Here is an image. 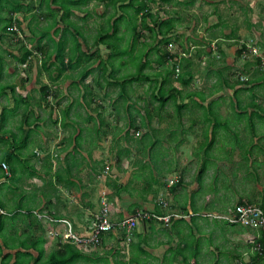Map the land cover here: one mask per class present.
<instances>
[{
    "label": "rangeland",
    "instance_id": "1",
    "mask_svg": "<svg viewBox=\"0 0 264 264\" xmlns=\"http://www.w3.org/2000/svg\"><path fill=\"white\" fill-rule=\"evenodd\" d=\"M24 1L34 4L35 8L27 13L23 11L15 13V18L18 19L19 22L15 25L17 29H13L14 31L10 30L6 32L0 30V49H2V55L6 62L5 69H8L7 73L10 74L8 79H11L17 84L15 94H30L37 100L40 95L39 87L43 83H47L50 85L54 95L48 97L50 106L43 104L42 107L39 108L35 105L34 115L28 119V123L34 122L38 124V126L34 128V131L31 133V138L26 142V146L21 147L19 150L21 159L24 160V158H26L30 166L27 169L19 167L18 173L22 172L19 177L16 176L7 181L0 182V197L9 203V205L7 204L6 206L7 208L4 209L2 218H6L7 221H10L11 218H19L14 224V228L17 232L33 231L36 235H42L45 238L44 248L45 253H47L58 246V238L51 230L54 232H60L62 230L59 225L53 223V221L51 222V219L48 218L49 215L47 211L51 206L48 207L45 203L40 206V211L37 210L40 217H37L42 220L45 218L46 222L43 223L40 219L41 221L38 222H40L41 227L36 223H32V228L29 229L27 223L29 219L26 218L27 213L21 214V211H12L10 209L14 208L10 205L13 202L12 200H14V195L16 194L15 200L18 201L17 203L20 202L25 206V203H29L28 200H26L27 197H34L32 191L40 188L43 193L48 192L50 196L56 198L60 196L62 199H60V201L63 202L64 205L65 202L63 200H66L67 196H72L78 183L82 181L83 175L86 179L90 177L91 183L94 185L102 184L105 174H110V170L113 166H115V171H120V173L122 172L123 165L126 163H128V167L132 169L131 166L136 164L140 156L138 148L140 144H144V140L140 139V136L146 132H154V135L158 136L161 134L159 133L160 131L166 129L165 126L160 127L164 121L167 122L170 118L177 120V118L175 117V103L169 100L164 108L159 111L161 114L160 117L158 114H154L153 123L152 120H145L146 124L142 126L139 125L140 122L137 120L136 124L139 125V128H129L127 123L128 115L125 110H123L125 103L117 96L119 86L108 85L106 79L102 76H98V71L91 72L85 79L90 87L87 91L88 93L85 92L82 85L83 82L80 81L79 68L70 70L69 76H60L56 81L51 80L48 73L41 65L40 54L38 52L36 53L37 43L35 40L31 41L29 39L31 34L27 29L29 14L36 10L39 11L43 9L44 5L39 6V0ZM105 1L106 0H88L86 4L81 6L82 9H75V12L71 14L70 18L76 20L78 24L83 26L82 31L88 36L87 40L90 43L91 50H95V55L97 56L93 57L91 66H96L98 61L102 59L104 60L106 68L109 69L110 65L106 62V57L112 49H108L105 44L102 43L99 45L91 43L93 35L99 27V23L113 10L112 6L106 7ZM150 6L151 11L157 14V19L167 18L169 16L176 18V26L174 27L170 39L171 43L168 44V50L172 54H176V56H170L165 63L158 64L156 58L157 53L160 51L156 49L149 51L148 57L151 60L145 66L144 71L149 73L151 79H143L139 83H133L134 91L132 90L133 92H130L132 94L129 100L133 108H138V106L144 103L149 104V106L156 105L157 99H154L151 94L157 92L154 86L157 85L158 82L160 83L167 73L169 74V83L165 85H173L183 93V95L177 98L176 103L188 104L186 108L183 109L184 113L181 119L185 122L189 119H196V115H198L196 113L197 111L193 110L195 109V105L190 106L192 105L191 103H193L192 99L196 98V93L186 95L189 92L202 93L204 95V102H209L213 100V98L217 99L219 97V102L217 104L219 106L214 107L217 108V110H220L221 107L222 111L218 110L219 113L223 116H228L233 111L229 107L233 90L236 87H245L249 84V87L252 85L254 87L251 91L241 90L239 92L240 96L245 101H249L253 98L255 107L250 105L248 109L252 110L258 108L256 106L258 103L264 106V69L262 67L260 68V66L253 61V57L250 55L246 46L242 47L243 42L247 46L257 45L258 47L261 46L264 48V16L260 13L261 5L258 0H254L252 3L251 0H192L188 5L186 4V0H178L177 4L173 1L154 0L150 2ZM119 11L118 9V12ZM8 14L9 12L6 10L3 16H8ZM81 16L86 17L82 19ZM146 22L154 25L151 17H147ZM42 23H44V21H40L39 24H36L34 21L31 27L36 30L41 29ZM123 23L125 22L123 21ZM232 28H236V30L233 34H228ZM141 30L142 36L139 38V43L135 51H137V48H140L141 51L144 52L147 48L155 44H161L160 41H158L161 36H152L148 28L141 27ZM19 38L22 40L23 44L32 51V54L29 56L27 64L22 65L21 69L17 70L14 69V66L18 63L16 56L19 57L21 55L19 49L21 45L18 44ZM142 42H146V44ZM122 44H125V40H123ZM160 46L163 45L161 44ZM187 58L190 60L187 61ZM114 63H119L118 57L115 59ZM122 69H125V67ZM125 70H134V65H131V67L127 66ZM218 70L221 72L220 76L217 74ZM16 71H18L19 75L18 73L12 75V73H16ZM156 71L160 72V75L155 74ZM188 72L191 73L190 78H188ZM51 74L53 76L58 74L57 69L53 66H51ZM180 74L184 79L189 80L184 82L179 78L178 75ZM257 74L261 75L256 79L254 77H256ZM6 78L7 76H4V83L7 82ZM218 78L221 82L220 86L214 83ZM98 79L101 85L97 83ZM249 79H252V81L255 80V82L258 83L263 82V84L260 87L257 86L258 83L255 82L254 84L246 83V80ZM224 80L234 85L230 87L225 86L223 85ZM7 93V97L6 95L0 97V107L4 104L10 106L8 108L9 110H7L9 121L7 120L6 123H4V127L11 128L17 134L20 130L18 126L24 124L21 121L24 117L21 113L22 107H19L17 111L14 112V110H12L14 107L13 92L7 90ZM65 107H70L68 119H63V109ZM133 114L136 115V112L133 111ZM235 115L236 113L233 111L232 117ZM99 116L103 119V123H99ZM73 120H77V123ZM64 122L68 124L64 125ZM95 122L99 124L95 125ZM228 125L232 128L237 127L239 132L237 135L238 138L246 143L243 147L235 146L233 150L228 151L227 147L226 150H219L221 148L215 145L221 142H214V149L212 152L209 151L208 153L210 154L211 160L208 161L207 169L202 177L204 179L202 186L204 189H202V191L206 194L207 189L210 191H214L213 189H221L222 199L219 205L208 206L216 210L210 209L206 210V212L216 211L221 214H226L230 209L228 207L234 208L235 203L240 197L252 203H261L264 201V121L261 123L257 122V125H255L257 134L253 137L252 141H250L252 137L250 132H252V130L245 121L241 120L236 125V122H233L231 119ZM75 127H82L81 146L77 147L78 151L75 153V156H71L70 150L74 144L72 138ZM196 129L198 133L201 132L198 135H201L203 124ZM150 135L152 136V133ZM5 137H8L9 141L13 139L12 136L9 137V134H6ZM21 137H23V135L17 136L16 141H19V139L23 141L24 138ZM200 138L202 139V135ZM208 138L209 136L205 135L204 139L206 140ZM161 139L163 141L167 140V143H171L167 135H164ZM223 139L229 141L228 138H222L221 136L218 141L222 140L223 142ZM232 140H235L234 136H232ZM7 142L8 140H0V162L4 161L7 163L16 159L15 155L17 150L15 149L13 151L14 147ZM162 143L163 142H161V146L160 144H156V147L159 148L154 151V154L156 153L157 156L156 159L160 158L158 157V153L164 150ZM253 144H257V146L254 150L251 148L252 153H250L249 148L251 145L253 146ZM17 145L15 143L16 147H18ZM5 147L6 150H8L6 152L5 150L3 151ZM144 150L147 151V149H143V151ZM188 151L189 148L186 149V152ZM144 154H147V152H144ZM204 156L196 159L198 164L204 159ZM245 156L247 160H245ZM179 161L182 162L181 160ZM2 163L3 162L0 163V166H2V168H0V179L2 177V169L4 170ZM154 164H156V161L152 160L148 168L149 176H151L154 170ZM169 164H171V166ZM180 164L181 163L175 160V167ZM188 164L189 172L193 169L198 171V167H195V158H191ZM92 165H94L96 169V171L94 169V173L91 172ZM31 166H34L35 169L34 173L29 174L28 169H31ZM168 166H170V169L172 168V162H170L169 159L164 161V168L166 167V169H168ZM46 169H50V173L47 175L44 173ZM127 174L128 171L123 176H127ZM56 175H59V177H67L69 180H72L71 177L74 178L76 176L79 179L81 178V180L79 182L75 181V183L77 182L76 184L60 183L56 180ZM126 176L123 178H126ZM174 178H178V175H175ZM165 179L167 185L173 181L172 178H168L167 175H165ZM1 180H3V178ZM108 182L109 181H107V183ZM144 183L145 180H143L142 183L138 182V186H142ZM134 185L137 184L134 183ZM167 185L162 192L159 193L156 204H160L162 211H164L163 213L176 212L180 215L178 218H188L189 214L170 208V200L167 198ZM17 190H19L22 195H20L21 193L18 194ZM202 191L200 193H202ZM100 198L99 202L101 204L102 197ZM160 200H163L165 203L160 202ZM55 203H57V200L52 205V210H54V212L59 208ZM33 205L38 206V204ZM221 205L223 208L227 209L221 210ZM126 206V203L124 206L119 205L120 208ZM124 210L123 208V211ZM137 210L151 211V209L143 207ZM23 211L25 212L24 209ZM69 215L71 218H74L71 213ZM128 215L131 214H125V216ZM32 216H35V214ZM199 216H204V218H206V215L203 213ZM115 217L116 216L112 219H120ZM20 218H26V221L22 222ZM83 219L87 220V225L89 220H91V218ZM143 221L144 220H140L137 223L134 228L135 231L138 230L141 225H146ZM171 221L174 222L175 219ZM171 221L155 220L156 223L162 226H165L167 223L170 225ZM8 223L9 222H5L4 227L8 226ZM90 224L91 223H89V225ZM87 225L78 224L76 226L79 227L80 232L85 234L84 232L88 229ZM238 226H241V224ZM14 228H12V230ZM112 231L113 240L109 241V239H107L108 242L102 247L91 246L87 249L96 250L100 256H107L106 251L110 247L114 248L116 246L117 239L115 240V238H118L120 234L118 228H114ZM121 231L124 232L123 229H121ZM225 231L227 230L223 232L225 233ZM124 235V237H120L119 239L123 243L119 242L118 244L119 250H121L120 256L122 257L128 255L129 249V241L125 238L128 237V234L124 233ZM214 241L213 239V242ZM219 244H222L221 248L226 253L231 251V249H229L231 242L228 238H224L221 242L219 241ZM31 250L34 251L33 249ZM0 251L12 252L14 250L4 248ZM161 251L162 249L159 250V252ZM25 256V254L20 255L18 264L25 263L28 259ZM222 259L223 264H232L234 261V258L229 256H225ZM12 261L13 260L8 259L7 264H11ZM96 264L102 263L98 262ZM175 264H179V262L177 261Z\"/></svg>",
    "mask_w": 264,
    "mask_h": 264
},
{
    "label": "trees",
    "instance_id": "2",
    "mask_svg": "<svg viewBox=\"0 0 264 264\" xmlns=\"http://www.w3.org/2000/svg\"><path fill=\"white\" fill-rule=\"evenodd\" d=\"M88 0H39V6L44 5L43 9H40L39 11L36 10L29 14V20L27 22V29L28 32L31 34L30 40L36 41V53L38 52L41 56V65L43 66L44 70L48 73V76L51 80L56 81L60 78V76H69L70 70L79 68V77L80 81L83 82V89L86 93L89 90L88 82L85 81L88 74H90L93 71H98V76H102L104 79H106V83L108 85H118L119 89L117 92V96L123 100V103L125 105L123 106V110L128 115V127H136V129L139 128V125H145V120L150 121L154 114H159L160 110L164 108V106L167 104L169 100H172L175 103V109L177 117L180 119L183 116V109L186 108L188 104L186 103H176V100L178 97L183 95V93L178 89L177 87L168 84L167 86L165 84L169 83L167 73L161 80V82L154 87L157 89L156 93H152L151 95L154 97V99H157L156 105L152 106L147 103L142 104L141 106H138V108H133L131 105V102L129 103V100L131 99L130 93L133 90V83L134 82H141L143 79H151L149 76V73L144 71L145 66L150 62V58L148 57L149 51L152 49H156L157 51H160L157 53L156 62L158 64L165 63L170 56H176V54H172L168 50V44H170V39L172 37V32L174 30V27L176 26V18H173L171 16L167 18H160L157 19V14H154L151 11L150 2L154 0H106V7L112 6L113 10L108 13V15L99 23V27L95 34L93 35V40L91 43L95 45L99 44H105V46L108 49H112L106 57V62L110 65V68L107 69L104 60H99L96 66H91V62L93 57H96L95 50H91L90 43L87 40V35H85L82 31V25L78 24L76 20H73L70 18L71 14L75 12V9H82V5L86 4ZM103 1V0H100ZM164 1H173L175 4H177L178 0H164ZM192 0H186V4H190ZM34 7V4L30 2H26L24 0H0V30L1 31H14L13 29L16 28V24L19 22L18 19L15 18V13L17 12H29ZM118 9L120 10L118 12ZM164 9V8H163ZM8 11V16H3L4 11ZM165 10V9H164ZM167 12V11H166ZM103 13V12H102ZM25 14V13H24ZM27 15V14H26ZM86 16H81L82 19H84ZM147 17H151L154 25L148 24L146 22ZM36 22V24H39L40 21H44L42 23L41 29H35L31 27L32 22ZM123 21L125 23H123ZM157 22V23H156ZM148 28L151 35H158L161 36L158 41L163 46H160L161 44H155L150 48H147L144 52L141 51L140 48H137V51H135L136 46L139 43V38L142 36V30L141 27ZM236 28H232L231 31L228 34H233ZM27 34V33H26ZM123 40H125V44H122ZM143 44H146V42H142ZM21 46L19 47L21 51V55L19 57L16 56L17 64L14 66V69L20 70L22 65L27 64V60L29 56L32 54V51L26 47V45L23 44L22 40L19 38V42ZM246 44L242 42V47H245ZM164 53V54H162ZM118 57L119 63L115 64V59ZM187 61L190 59L187 58ZM211 61V60H210ZM5 59L2 55V49H0V97L1 96H8L7 90H10L13 92V99H14V107L12 110L17 111L19 107H22L21 113L23 114V119H21L22 125H19L18 128L20 129L19 132L16 134L15 131H13L11 128L4 127V123L8 119V113L7 110L10 107L9 105H2L0 107V140H8L7 143L12 145L14 147L13 151L16 149L17 153L15 155L16 159L11 160L10 162H5L7 164V169H2V177L3 180L0 179V182L7 181L8 179H12L14 177H19L20 174L18 173L19 167L28 168L30 166V163L26 158L24 160L20 157V148L26 146V142L29 141L31 138V133L34 131V128L38 126V124L32 122L28 123V119L34 115V107L35 105L37 107H42L43 104L50 106V100L48 97L50 95H54V93L51 91L50 85L47 83H43L40 87V95L39 98L36 100V98L33 97V95L30 94H15L16 93V82H13L11 79H8L10 77V74H8L7 70L5 69ZM131 65H134V70L127 71L125 70L126 67H131ZM51 66H53L55 69H57L58 74L52 75L51 74ZM125 69H122L124 68ZM260 69V68H259ZM263 70V69H261ZM264 71V70H263ZM122 72V73H121ZM12 73V75L17 74ZM121 73V74H120ZM65 74V75H64ZM155 74H159L160 72L156 71ZM188 78L191 77V73L188 72ZM218 76L221 75L220 70L217 72ZM19 75V73H18ZM261 74H257L256 78L259 77ZM263 75V74H262ZM4 76H7L6 81L4 83ZM181 80L184 82H187L189 79H184L182 75H178ZM23 79V78H21ZM260 79V78H259ZM139 80V81H138ZM85 81V82H84ZM156 82V80H155ZM154 82V84H155ZM255 80L252 81V79L246 80V83H252L254 84ZM97 83L101 85L99 79L97 80ZM216 85L220 86L221 82L219 78L214 82ZM258 83V82H255ZM260 83V84H259ZM257 86H260L263 84V82H259ZM223 85L225 86H232L233 83L228 82L227 80H224ZM253 85L249 87L245 86H239L236 87L233 90L232 98L230 100L229 107L235 111L236 115L232 117V113L228 116H223L217 109H215L214 106H218L219 97L217 99L213 98V100H210L209 102H204V95L200 92H189L186 95H192L193 93H196V98L192 99L191 103L193 105H207V108L203 110L204 116L201 117V121L203 124V130H202V139L199 141L197 145V149L200 150L201 154L200 157L204 156V159L201 160V162L198 164V171H195V180H197L199 183H202V177L207 169L208 161L211 160L210 158V152L214 149V147L221 148L219 150H226V147L228 148V151L233 150L235 146L243 147L245 145V141L238 138V130L237 127L232 128L230 125H228L229 120H233V122H236V125L239 123V121L243 120L248 125L249 128L252 130L251 139L252 141L253 137L257 134V130L255 125H257V122H263L264 121V106L262 104L258 103L256 106L258 108L249 110V106H254L255 102L253 101V98L249 101H245L239 94L241 90L245 91H251L253 89ZM134 91V90H133ZM132 91V92H133ZM91 93V91H90ZM107 93V92H106ZM86 95V94H85ZM34 100V101H33ZM35 102V103H34ZM25 107V109H24ZM133 111L136 112V115L133 114ZM13 112V113H14ZM12 113V114H13ZM63 119H68L70 115V107H65L63 109ZM139 116V117H138ZM100 119L99 123H103V119L101 116H99ZM247 118V120H246ZM257 118V119H255ZM139 121V125L136 124V121ZM75 123H77V120H73ZM228 121V122H227ZM98 122H95V125L99 124ZM67 122H64V125H67ZM26 125V126H24ZM78 125V124H77ZM21 133V134H20ZM152 132H146L145 134H142L140 136V139L144 140L143 149H147V151L143 152H150L154 154V151L158 150L159 148L156 147V144H160L161 142H152L151 141V134ZM154 133V132H153ZM6 134H9V137H13L12 141H9L8 137H5ZM173 134V133H172ZM23 135L24 140L22 139L19 141H16L17 136ZM205 135L209 136L208 139H204ZM220 136L222 138H228L229 141L224 140L222 142L218 141ZM232 136L235 137V140H232ZM81 137H82V127H75V132L73 135V141L74 144L72 145V148L70 150V155L75 156V153L78 151L77 147L81 146ZM172 137V136H171ZM157 140L159 138H156ZM151 141V142H150ZM221 142L220 144H216L214 146V142ZM15 143L18 147L15 146ZM257 144L251 145V147L248 149L250 153H252L251 148L254 150L256 148ZM6 150V147L3 149V151ZM89 154V153H88ZM215 154V153H214ZM216 156V154H215ZM216 158V157H214ZM245 160L246 156L244 157ZM139 160V159H138ZM152 160H157L156 158H153L151 154H149L148 162L144 161L143 164H141L140 169L144 170V168L148 169L150 166V163ZM253 161V160H252ZM4 162V161H1ZM0 162V163H1ZM1 165V164H0ZM31 169H28V173L32 174L34 173V166H31ZM2 168V166H0ZM154 169L159 171L160 169L157 167L156 164H154ZM27 171V170H26ZM45 175L50 173V169L44 170ZM137 176V175H136ZM56 180L60 181L61 179L65 178L64 176L59 177V175H56ZM138 177V176H137ZM43 178V177H42ZM45 179V177H44ZM70 181V180H67ZM52 183V182H51ZM128 184V183H127ZM174 184V183H173ZM129 185V184H128ZM17 188V187H16ZM132 190H136L135 187H132ZM2 192V189H1ZM43 193V192H42ZM44 197L46 201L44 202L48 207L53 205V196H50L48 192H44ZM12 200V204H10L14 208H10L12 211H21V214L27 213L26 218H28V226L29 229L32 228V223H36L39 227H41L40 222L42 219L38 218L41 206L40 202L36 199V197H27L26 200H28V204L25 203V206L22 205L18 201ZM21 199V198H20ZM8 200V199H7ZM24 201V200H23ZM7 204L9 203L0 197V250L1 249H8V250H14L12 252H2L0 251V258L1 262L0 264H7L8 259L13 260L11 264H18L20 260V255L25 254L28 259L25 261L24 264H96L98 262H101L102 264H148L150 261L146 257H142V253L145 252V249L142 248V246L138 245L139 248H137L136 244L134 242H131V235L135 232V227L130 230V232H122L120 230L119 237H124V233L128 234V237H125L129 241V254L126 258H123L120 256V250H119V237L117 238L116 246L113 248H109L107 250V256H100L96 250L87 249L91 246L96 247H102L105 243V239L107 237H111L113 234L112 230H104L99 233L97 238L95 240H92L91 242H70V241H64L61 239L59 234L55 235L58 238V246L56 248L51 249L49 252L45 253L44 243L45 238L42 235H36L33 231H24L20 232L15 230L14 224L16 220L19 218H11L10 221H7L6 218H2V214L4 213V209L7 208ZM33 204H38V206H35ZM159 204V203H158ZM236 204H254L258 205L262 208L264 213V201L261 203H252L249 200H244L242 197H240ZM159 207V208H158ZM231 208V207H228ZM25 210V212L23 211ZM226 210L227 208H223ZM35 211V212H34ZM137 211V209H132L131 214H134ZM158 214H163V211L161 209L160 204L156 205V209L154 210ZM35 216H32L34 215ZM47 214L49 217H65V216H58L53 210L52 207H49ZM31 215V216H30ZM190 215V214H189ZM195 215V214H192ZM198 215V214H197ZM26 218H20V221L25 222ZM68 220H70L77 230V232L85 236L86 234H83L80 232L79 227L76 226L75 222L66 216ZM94 217L93 219H95ZM41 219V220H40ZM41 222H46V219L43 218ZM52 219V218H50ZM175 219V222L178 221V223L186 224L187 230L184 231L182 227L178 229V232L182 234L180 236V239L177 241L176 246L172 247L169 252L170 254L173 253V255H180L181 256V263L182 264H199V254H200V245H201V236L196 235L195 228L199 231V226L196 224V220L199 218H169V222L171 220ZM203 220H212L213 222H216L220 224L222 230H229L232 227H241V228H247L251 230L258 231V238L257 241H255L254 244V254L251 255L252 262L253 260H256L257 262L261 261L264 258V228H252L249 226H244L241 224V226H238L239 223L230 222L227 219L224 218H202ZM158 220L156 218H146L143 222L150 224L151 222ZM52 222V220H50ZM93 221V220H92ZM159 221V220H158ZM161 221V220H160ZM9 222L8 226L4 227V223ZM12 222V223H10ZM174 222V226L177 225V222ZM53 223H56L53 221ZM172 223V221H171ZM61 228L62 226L59 223H56ZM169 225L167 223L165 226ZM90 226V225H89ZM88 226V229L84 232L90 231ZM12 228H14L12 230ZM37 228V227H36ZM125 239V240H126ZM8 247V248H6ZM95 247V248H96ZM33 249L34 251H32ZM111 254V256H110ZM115 256V257H114ZM227 256V255H225ZM224 256V257H225ZM170 259L167 258V256L164 257V260ZM237 261L235 259L236 264H246L245 260L241 257H237ZM22 262V261H21ZM21 264V263H20ZM233 264V263H232Z\"/></svg>",
    "mask_w": 264,
    "mask_h": 264
},
{
    "label": "crops",
    "instance_id": "3",
    "mask_svg": "<svg viewBox=\"0 0 264 264\" xmlns=\"http://www.w3.org/2000/svg\"><path fill=\"white\" fill-rule=\"evenodd\" d=\"M252 2H254V0H251V3ZM258 2L261 5V12L260 9L259 12L264 16V4L262 0H258ZM206 108V104L202 106L195 105V109L193 110L197 111L196 113L198 115H196V119H189L187 122H185L184 120H181L183 116L179 119L176 114L175 117L177 120L170 118L169 121H164L162 126H160L166 127L164 131L159 132L161 134L155 136L152 132L151 141L158 143L163 142L162 144L164 147L163 152L158 153V157L160 158L155 160L157 167L160 169L159 171L154 169L151 173V176H149L148 169H140L139 166H141L144 161L148 162L149 154H151L153 158H157L156 153L152 154L147 152V154H144L142 143L138 148L140 154L139 160L136 161L134 166H131L132 169H130L128 167V163H126L123 165L121 170L122 172L120 173V171L116 172L114 169L115 166H113L110 170L111 173L108 175L105 174V177L103 178L104 182L102 184L92 185L90 177H87L86 179L84 175L82 176V181H80L81 178L79 179L76 176V178L71 177L73 181H67L69 180L67 177L58 181L60 183L69 184H74L75 181L80 182L77 186L78 190L76 188L73 191L72 196H67V199L63 200L65 202L64 205L63 202L60 201V196L57 198L53 196V203L57 200V203L55 204H57L59 207L55 213L58 216H67L69 218H71L69 215L71 213L74 216V218L71 219L76 225L84 224L86 226L87 220H84L83 218H91L87 225L89 226V223H91L92 219L94 218V214L96 215L98 209L100 208L101 204L99 199H101L100 197L103 196L110 205L109 215L111 218H114V216H116L115 218H122L125 216V214H131L132 209H141L142 207L155 210L157 205L156 199L159 197V193H161L164 187L167 185L165 179V175H167L168 178H172L173 180L172 183L167 185V198L170 200V208H173L179 212L190 214L188 218H199L195 221L200 229L198 231L195 228L196 235L201 236L199 264H223L222 258L225 255L234 258L233 264H236L235 262L238 260L237 257L244 259L246 264H264V258L259 262L256 260H253L252 262L251 258V255L254 254L255 241H257V238L259 237L258 231L236 226L230 228L224 233L220 226L221 223L219 224V222L216 223L212 220H203L202 218H204V216H199L200 214L206 212V210H216L213 207L210 208L208 206H217L220 204L219 202H221L222 199L221 189H213L214 191L207 189L205 194V192L202 191V189H204L202 187L204 179L202 178V183H199L197 180H195V170L193 169L191 172L188 171V162L191 158H195V167H198V162L196 159L200 157L201 152L196 147L201 140L200 137L202 134L198 135L201 132L198 133L196 128L201 126V117L204 116L203 110ZM219 111H222L221 107ZM158 115L160 117L161 114L159 113ZM153 117L151 119L152 123L154 122ZM164 135H167V138L171 140V143H167V140L163 141L161 139L164 137ZM156 138L159 139L157 140ZM187 148H189L188 152H186ZM168 159L170 162H172L171 169L169 168L171 164H169L170 166L167 167L168 169H166V167L164 168V161H167ZM175 160L181 163L180 165H177V167H175ZM94 169V165H92L91 172L94 173ZM127 171L128 174L127 176L125 175L126 178H123L125 177L123 175ZM174 174L178 175V178L175 179ZM143 180H145L144 185L138 186V182L142 183ZM107 181L109 182L107 183ZM134 183L137 185H134ZM132 187H135L136 190H132ZM201 191L202 193H200ZM17 193L19 194L21 192L17 190ZM32 193V195L36 197V201L38 200L40 202V200H42V206L46 201L42 190L40 188L34 189ZM20 195H22V193ZM14 198H16V194L14 195ZM125 203L127 204L126 207H119V205L124 206ZM123 208L125 209L124 211ZM220 208L223 210L222 205ZM206 218L212 217L206 216ZM174 222L167 226H162L155 221L151 222L150 224H143L133 233L134 235L131 236V242H134L139 246L141 245L142 248L145 249V252H147L145 254L142 253L141 256H148L146 257L150 261L148 264H175L177 261L179 264H182L181 256L173 255V253L170 254L169 250L176 246L177 241L180 239V236H182V234L178 232V229L182 227V229L186 231L187 227L186 224L178 223V221H176L177 225L174 226ZM224 238H228L231 242V246L229 247L231 251H227L228 253H226L221 248L222 244H219V241L221 242ZM107 239H109V241L113 240V236L107 237L105 239V243L108 242ZM116 239L117 238H115V240ZM213 239L215 240L214 242ZM119 242L123 243L121 240H119ZM138 245L136 246L137 248H139ZM160 249H162L161 252H159ZM127 256H123V258H126ZM165 256H167V258L170 257V259L164 260Z\"/></svg>",
    "mask_w": 264,
    "mask_h": 264
},
{
    "label": "built area",
    "instance_id": "4",
    "mask_svg": "<svg viewBox=\"0 0 264 264\" xmlns=\"http://www.w3.org/2000/svg\"><path fill=\"white\" fill-rule=\"evenodd\" d=\"M264 4V0H262ZM247 50H249L250 55L253 57V61L264 69V48L261 46L246 45ZM4 169H7V165L2 163ZM160 202L165 203L163 200ZM207 217L212 218H224L230 222L239 223L244 226H249L252 228H264V213L260 206L254 204H236L234 208H230L229 212L226 214H221L219 212H204ZM39 215V214H38ZM180 215L176 212L158 214L151 210H137L134 214L124 216L118 220H113L109 215V204L106 198L103 196L101 200V206L98 213L95 215V219L91 222L89 226L90 231H87L85 236L80 235L72 222L66 217H48L51 220L59 223L62 226L60 232H51L54 235L59 234L62 240L70 242H91L95 240L99 233L104 230H112L114 228L123 229L125 232H130L140 220H145L146 218H156L158 220L168 221L169 218H178ZM40 217V215H39ZM181 218V217H180Z\"/></svg>",
    "mask_w": 264,
    "mask_h": 264
},
{
    "label": "clouds",
    "instance_id": "5",
    "mask_svg": "<svg viewBox=\"0 0 264 264\" xmlns=\"http://www.w3.org/2000/svg\"><path fill=\"white\" fill-rule=\"evenodd\" d=\"M3 163H5V162H3ZM6 164V163H5Z\"/></svg>",
    "mask_w": 264,
    "mask_h": 264
}]
</instances>
